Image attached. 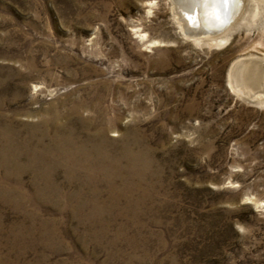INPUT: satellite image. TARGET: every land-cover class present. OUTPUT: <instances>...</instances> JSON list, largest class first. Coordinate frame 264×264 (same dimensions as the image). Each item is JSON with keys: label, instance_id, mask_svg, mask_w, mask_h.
I'll return each instance as SVG.
<instances>
[{"label": "rangeland", "instance_id": "obj_1", "mask_svg": "<svg viewBox=\"0 0 264 264\" xmlns=\"http://www.w3.org/2000/svg\"><path fill=\"white\" fill-rule=\"evenodd\" d=\"M234 4L199 42L177 0H0V264H264V0Z\"/></svg>", "mask_w": 264, "mask_h": 264}, {"label": "bare ground", "instance_id": "obj_2", "mask_svg": "<svg viewBox=\"0 0 264 264\" xmlns=\"http://www.w3.org/2000/svg\"><path fill=\"white\" fill-rule=\"evenodd\" d=\"M177 1H178L177 11H179L177 14V19L181 22L178 25L180 30L182 32H185L189 36L188 37L189 39L198 40L199 42L214 40V39L217 41L220 38V36L218 35L212 37L209 36L202 37L196 34L212 32L213 30L220 28L223 25V23L227 20L228 15L230 14L231 10L235 5L234 4L235 0H227V2H225V0H221V1L216 0V2L212 6L206 5L204 9H198V7L194 6V1L192 2V0H177ZM188 3H190V5H188ZM259 204L263 207L264 200L260 201Z\"/></svg>", "mask_w": 264, "mask_h": 264}, {"label": "snow or ice", "instance_id": "obj_3", "mask_svg": "<svg viewBox=\"0 0 264 264\" xmlns=\"http://www.w3.org/2000/svg\"><path fill=\"white\" fill-rule=\"evenodd\" d=\"M225 2H227V0H225Z\"/></svg>", "mask_w": 264, "mask_h": 264}, {"label": "water", "instance_id": "obj_4", "mask_svg": "<svg viewBox=\"0 0 264 264\" xmlns=\"http://www.w3.org/2000/svg\"><path fill=\"white\" fill-rule=\"evenodd\" d=\"M205 32V31H204Z\"/></svg>", "mask_w": 264, "mask_h": 264}]
</instances>
